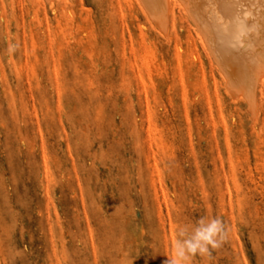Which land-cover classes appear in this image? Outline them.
<instances>
[{"label":"rangeland","instance_id":"rangeland-1","mask_svg":"<svg viewBox=\"0 0 264 264\" xmlns=\"http://www.w3.org/2000/svg\"><path fill=\"white\" fill-rule=\"evenodd\" d=\"M46 2L0 0V264H164L202 216L227 236L190 264H264V86L250 119L178 11L181 49L125 0Z\"/></svg>","mask_w":264,"mask_h":264},{"label":"bare ground","instance_id":"bare-ground-1","mask_svg":"<svg viewBox=\"0 0 264 264\" xmlns=\"http://www.w3.org/2000/svg\"><path fill=\"white\" fill-rule=\"evenodd\" d=\"M46 1L63 9L67 0ZM126 1L131 11L138 5L149 24L177 49L181 45L177 47L176 11L184 16L214 61L226 92L243 102L248 118L257 119L258 95L264 86V0Z\"/></svg>","mask_w":264,"mask_h":264},{"label":"clouds","instance_id":"clouds-1","mask_svg":"<svg viewBox=\"0 0 264 264\" xmlns=\"http://www.w3.org/2000/svg\"><path fill=\"white\" fill-rule=\"evenodd\" d=\"M14 50L15 45H10L8 51ZM226 236L220 217L202 216L195 223H178L174 225V240L164 264H190L193 257L208 256Z\"/></svg>","mask_w":264,"mask_h":264}]
</instances>
